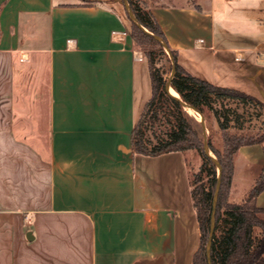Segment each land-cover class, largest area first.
<instances>
[{
  "label": "crops",
  "instance_id": "crops-1",
  "mask_svg": "<svg viewBox=\"0 0 264 264\" xmlns=\"http://www.w3.org/2000/svg\"><path fill=\"white\" fill-rule=\"evenodd\" d=\"M139 1L182 69L264 105V0ZM119 3L0 0V264H193L201 164L134 153L152 84ZM263 147L235 155L230 203L255 186ZM229 230L223 209L215 233Z\"/></svg>",
  "mask_w": 264,
  "mask_h": 264
},
{
  "label": "trees",
  "instance_id": "trees-1",
  "mask_svg": "<svg viewBox=\"0 0 264 264\" xmlns=\"http://www.w3.org/2000/svg\"><path fill=\"white\" fill-rule=\"evenodd\" d=\"M128 1L141 25L150 33L163 38L167 43L151 11L140 3L135 4L132 0ZM128 20L130 21L129 17ZM130 23L132 30L129 28V33L133 43L144 50L152 84V97L147 102L133 130V151L135 154L149 157L172 152L196 151L202 157L198 171L191 175L192 198L202 234L201 245L194 256L193 264H208L206 245L210 233L218 171L212 160L204 154L203 137L197 123L184 112L183 107L177 101L166 95L167 81L156 60L159 53L166 55L165 50L160 43L143 33L131 21ZM171 52L176 66V73L171 83L172 88L183 101L196 107L204 115L206 109L211 112L220 131L224 134L223 153L217 150L211 141L209 146L223 168L217 220L220 211L224 209L230 218V230L222 237L214 234L211 250L212 263L264 264V218L262 217L264 209L259 208L256 203L257 197L264 191V169L243 203L229 202L235 155L243 146L264 144V133L228 135L230 130L244 132L245 115L254 108L264 113V105L245 93L217 87L192 76L178 65L176 52L173 50ZM232 105L236 107L233 108ZM238 107L243 109L244 114L240 113ZM159 126H161L159 130L155 129ZM148 128L154 129L152 137L147 136ZM256 229L261 230V236L256 235Z\"/></svg>",
  "mask_w": 264,
  "mask_h": 264
},
{
  "label": "rangeland",
  "instance_id": "rangeland-1",
  "mask_svg": "<svg viewBox=\"0 0 264 264\" xmlns=\"http://www.w3.org/2000/svg\"><path fill=\"white\" fill-rule=\"evenodd\" d=\"M121 3L117 4L115 7L117 8V11L121 14L122 17H124V19H126L127 24L130 28V30H132V24L130 23V21L128 20L127 17V13L125 11V8L122 4V0H119ZM135 4L140 3L139 0H132ZM184 0H163L164 3H170V4H178V3H182ZM135 45V44H134ZM136 49L140 52H142L144 54V50L142 48H140L139 46L135 45ZM166 52V51H165ZM157 63L158 66L162 69L163 74H164V78L167 81L168 78L171 75V70H172V65H171V61L169 58V55L166 52L165 54H158L157 55ZM170 92L172 95L179 97V94L173 89H170ZM167 95V94H166ZM233 108H235V105H232ZM184 112L192 119L194 120L198 127H199V131L202 135V127H201V118L200 116L195 113L192 109L190 108H183ZM240 113H243V109H241L240 107H238ZM244 114V113H243ZM260 115V118H259ZM205 116H206V125H207V134H208V141L212 142L213 146L219 150L221 153L224 152V134L219 130V127L216 125L215 122V118L213 116V114L211 112H209L207 109L205 110ZM243 124H244V132H239V131H235V130H230L228 135H234V134H245V133H250V134H263L264 133V113L260 112L259 110L257 111L255 108L254 109H250L249 112L245 115V119L243 120ZM162 126V125H161ZM155 127V129L159 130L160 127ZM154 129L152 128H148L146 130L147 136H151L152 137V132ZM194 156H193V164L194 167H198V165H200L202 163V157L200 156V154L196 151H192ZM199 169V167H198ZM198 169H195L194 172H197ZM264 215H262L263 217ZM256 235L257 236H261V230L260 229H256Z\"/></svg>",
  "mask_w": 264,
  "mask_h": 264
},
{
  "label": "water",
  "instance_id": "water-1",
  "mask_svg": "<svg viewBox=\"0 0 264 264\" xmlns=\"http://www.w3.org/2000/svg\"><path fill=\"white\" fill-rule=\"evenodd\" d=\"M122 4L125 8V11L130 19V21L136 25L143 33H145L146 35L152 37L154 40H156L158 43L161 44L162 48L167 52V54L169 55L170 61H171V65H172V70H171V75L167 80L166 86H165V91L168 97L174 99L175 101H177L183 108H190L192 109L195 113H197L200 118H201V127H202V137H203V151L204 154L210 159L212 160V162L215 164L218 174H217V184H216V188L214 191V196H213V207H212V212H211V220H210V233H209V237H208V242L206 245V257H207V262L208 264H213L212 263V259H211V250H212V243H213V238H214V234H215V229H216V223H217V207H218V200H219V195H220V190H221V185H222V165L219 162V160L213 155L210 146H209V141H208V134H207V125H206V116L196 107L187 104L185 101H183L181 99V97H176L173 96L170 93V89L172 88L171 83L172 80L175 76L176 73V66H175V59L174 56L171 52V49L169 48L168 44L165 42V40L163 38H161L158 35L152 34L150 33L146 28H144L141 23L138 21V19L136 18L132 7L129 3L128 0H122ZM28 238L30 236V234L27 235Z\"/></svg>",
  "mask_w": 264,
  "mask_h": 264
},
{
  "label": "bare ground",
  "instance_id": "bare-ground-1",
  "mask_svg": "<svg viewBox=\"0 0 264 264\" xmlns=\"http://www.w3.org/2000/svg\"><path fill=\"white\" fill-rule=\"evenodd\" d=\"M171 93V92H170ZM174 96V95H173Z\"/></svg>",
  "mask_w": 264,
  "mask_h": 264
}]
</instances>
